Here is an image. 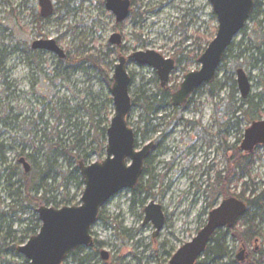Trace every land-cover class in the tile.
<instances>
[{
    "label": "rangeland",
    "instance_id": "374dc122",
    "mask_svg": "<svg viewBox=\"0 0 264 264\" xmlns=\"http://www.w3.org/2000/svg\"><path fill=\"white\" fill-rule=\"evenodd\" d=\"M103 1L58 0L60 13L49 24L44 23L40 28L36 19V15H40L38 0H0V98L3 96L6 99V104L13 110L14 116H20L19 121L29 118V124L43 115L44 121L53 125L56 117L51 112V101L54 104H68L74 109L83 99V103L89 105L90 92L100 97V103L112 100L114 68L120 56L126 58L127 71L132 81L130 97L132 101L138 100L128 118L129 127L138 133L136 149L142 150L149 142L160 141L161 138L164 140H161L160 148L146 160L139 184L133 189L120 191L102 208L99 215L101 219L92 228L97 244L92 248H81V251L69 257L64 264H170L178 250L192 242L206 225L209 212L217 208L224 199L237 198L242 192V184L237 188L231 186L226 196L225 190L217 186L216 175L220 172L222 178L229 176L238 153L246 156L240 151L245 131L253 122L264 120V104H259L258 101L254 102L253 118L250 121L243 116L233 120L226 115L228 107L232 108L229 105L232 95L236 107L247 109L237 85L234 90L227 85L230 79L236 81L238 69H243L248 75L250 73L253 95L259 96L263 91L259 84L261 79H264L260 55L251 50L247 52L259 44L261 29L255 33L257 26L249 23L247 36L241 34L234 39L231 51L226 54L218 70L213 96L209 93L211 86L208 85L201 95L192 97L193 102L187 110L165 105L161 111L159 102L162 97L159 90H178L187 74L200 69L198 59L216 38L218 22L210 1L135 0L133 11L136 12L137 18L134 20L132 15L120 25V29H116L114 15L106 10L105 6H97L98 3L103 4ZM258 1L262 11L260 19L263 21L264 0ZM114 33L122 36V46L110 44ZM41 34L46 38L57 39L60 49L70 59L79 60L94 56L99 67L86 63L83 69H89L88 74L74 72L67 65V59L61 60L60 56L54 57L53 61L42 56L40 68L35 64L30 66L23 50H32L33 41ZM147 51L158 53L165 59L175 60V71L165 89L161 88L158 75L152 68L139 66L130 59L136 52ZM181 57H187L189 60L179 64ZM240 65L245 66V69ZM59 69H69L68 82H60L55 78ZM98 69H103L104 72ZM53 78L57 85L54 98L51 95ZM108 80L112 81L111 85ZM8 84L15 86L13 97L5 93ZM32 85L33 95L22 98L20 93H26ZM39 89L42 90V95L36 97L35 92ZM144 103L160 110L149 116L141 107ZM45 106L47 108L44 110ZM108 110L111 121L114 116L113 101L108 105ZM165 115L168 117L163 118ZM88 116V109L75 112V119L81 124L82 135H87L91 130ZM176 120L181 121L177 123ZM186 122L201 123V127L213 136L211 149L206 147L204 140L197 142L193 150L190 149L195 131L194 127ZM61 128H58V131ZM152 130L154 132H151ZM34 131L39 134L41 127ZM24 133L23 131L22 134ZM69 137L70 134L66 131L62 139ZM1 139L6 142L7 147L12 144V137L8 133ZM21 146L16 143L14 150L7 148V168L16 166L18 149ZM38 147H42V144H38ZM84 148L90 155L86 162H82L86 166L105 160L106 152L101 153L98 145L90 139ZM205 152L209 167L202 171L196 170ZM253 154V171L245 182L253 181L258 194L264 189V147L256 148ZM38 163L41 164V160ZM126 163L131 164L130 160ZM60 164L63 165V172H72L71 180L63 184L61 191L57 190L51 194L57 197L58 207L54 204L48 207H78L81 205L84 191L80 170L75 172L74 162L72 167L65 166L62 161ZM31 166V169H34V166ZM202 181L205 182L206 191H210L212 186L217 195V204L209 210L210 192H205L203 197L196 194V188ZM12 194L13 190L1 180L0 264H30L18 249L38 234L39 231L35 235L32 229L37 224L41 227L37 213L41 206L34 208L24 204L23 211L17 208V212H12ZM250 197L253 198V195L250 189H247L246 198ZM151 203L160 206L165 216V226L156 238L153 237V223H145V209ZM256 225H259L264 235V221H258ZM8 228L12 229V232L9 239L4 241ZM225 230L223 229L224 233ZM254 243L250 245L251 251L254 250ZM226 244L230 257L224 264H234L243 241L228 235ZM261 247L263 249L264 244H261ZM249 249L247 248V251ZM104 253L108 255L106 261L102 259ZM81 259L86 260L82 262ZM204 260L203 255L199 261Z\"/></svg>",
    "mask_w": 264,
    "mask_h": 264
},
{
    "label": "water",
    "instance_id": "95a60500",
    "mask_svg": "<svg viewBox=\"0 0 264 264\" xmlns=\"http://www.w3.org/2000/svg\"><path fill=\"white\" fill-rule=\"evenodd\" d=\"M219 24L216 38L198 59L200 69L184 77L178 91L171 98L174 107L185 105L191 94L203 85L214 82L222 60L234 39L245 28L252 11L254 0H209ZM43 18L52 16L54 8L50 0H39ZM106 8L116 17V23L125 22L130 16V0H107ZM41 48L56 52L61 59L63 51L53 47L52 41ZM110 43L122 45V36L113 34ZM34 43V49L40 48ZM52 46V47H51ZM132 59L142 67L156 71L161 87L168 84L175 70V60L165 59L153 51L136 52ZM111 88L114 116L107 129L106 158L102 162L86 166L80 163V173L84 184L81 205L62 209L41 206L38 219L41 223L39 233L18 249L30 264H64L68 257L80 248L94 245L92 228L98 221L102 208L120 191L133 189L138 185L144 161L151 151V144L136 150V136L128 125L133 110L130 97L131 77L127 71V59L120 56L115 65ZM237 85L242 99H247L252 91L249 78L242 69L237 71ZM257 146H264V120L253 122L245 131L241 149L251 154ZM131 164L127 165L126 161ZM25 173H30L31 165L20 159ZM247 205L234 197L224 199L218 208L212 210L204 228L192 242L186 244L173 256L170 264H197L218 230L233 227L245 215ZM145 223L152 222L155 227L154 238L158 237L165 226L162 208L151 203L146 209ZM102 259H108L104 253ZM237 261L245 263V250H240Z\"/></svg>",
    "mask_w": 264,
    "mask_h": 264
},
{
    "label": "trees",
    "instance_id": "16d2710c",
    "mask_svg": "<svg viewBox=\"0 0 264 264\" xmlns=\"http://www.w3.org/2000/svg\"><path fill=\"white\" fill-rule=\"evenodd\" d=\"M132 15L135 20L137 18L136 12L134 11ZM257 47L259 51L260 44H258ZM257 50H253V53H258ZM251 51L247 50V52ZM182 54L183 52H181V55ZM195 59H197V56ZM187 60H189V58L181 57L179 64ZM66 63L68 66L77 68L72 69L74 72H82L85 74L89 73V69H83L86 63L91 64L92 67H99L98 60L94 56L79 60L67 58ZM68 70L69 69H59L57 79H59L60 82L69 81ZM98 70L104 72L103 69ZM108 81L111 85L112 81ZM227 85L234 90L236 83L233 81ZM5 88L6 93L7 86ZM174 92L175 89L173 88L167 89L166 91L159 90L162 97V101L159 103L162 108H164L165 105H170L169 98ZM0 95L2 94L0 93ZM232 96H230L229 104L232 106V108L230 107L232 119L237 120L239 116H243L248 121L252 120L254 102L258 101L257 98L254 97L249 103L243 101L245 104L244 106L247 107L245 110L244 107H236V104H233ZM88 97L90 100L89 105L84 104L83 99L81 100L82 103L77 104L74 109L70 108L68 104H52L51 112L54 113L56 120L53 125H50L48 121H44L43 115L40 119L32 121L29 124L27 123L28 120H30L29 118L19 121L20 116H14L13 110L6 104V99L1 96L0 181L4 180L9 189L13 190V202L11 203L12 212H17V208L23 211L24 204H28L34 208H38L39 206L48 207L52 204L58 207L59 203L57 202V197L51 196V194L57 190L61 191L63 184L71 180L70 176L72 173L69 171L63 172V165L60 164V162L62 161L65 166L70 167H72V162H74V166H76L75 172L78 173V166L80 163L86 162L90 158V155L86 153L87 150L84 148L88 139H90L92 143L98 145L101 153L106 150L107 129L110 125L108 105L112 104V100L108 99L104 103H100V97L95 96L93 92H90ZM137 102L138 100L133 101V106L136 105ZM141 107L146 110L149 116L159 111V109H153L146 103L141 104ZM85 109H88L89 112L88 123L91 126V130H89L87 135H82L80 129L81 124L77 123L75 112ZM38 127H41V131L39 132L41 135L38 134V131H34ZM60 127L62 128L58 131ZM15 128L18 130H15ZM22 130L25 132L24 134H22ZM66 131H68L70 137L63 140L62 138ZM7 133L12 137V144L8 147L5 145L6 142L1 139ZM16 143L20 146L22 145L20 149H18V162L15 167L7 168L6 150L7 148H9V150H14L16 148ZM38 144H42V147H38ZM82 152L84 153L83 156L81 155ZM42 155L44 160H42ZM21 158H24L30 165L34 166V169H31L30 173H25L24 169L21 171L22 166L19 162ZM39 160H41V164L38 163ZM254 163V154L242 156L239 152L229 176L222 178V173L219 172L217 174V186L221 188V190H225L226 196H228L231 186L237 188L242 184V192L237 196V199L246 203L247 211L233 227L227 228L225 233L223 230H218L215 233L204 254L205 260L202 262L198 261L197 264H224V261L230 257L229 247L226 244L228 235H231L234 239L242 240L243 244L249 246V248H251L250 245L258 238H260L262 244H264V235H262L259 225H256L258 221H264V189L257 194L258 190L254 188L256 187L254 186V182H245V179L251 176ZM2 167L4 169H2ZM72 179L75 180L76 178ZM247 189H250L253 198H246ZM9 228L7 234H5L3 238L4 241L9 239V235L12 232V229ZM39 229L40 225L37 224L32 231L36 235ZM85 260L86 259H81L82 262ZM234 264L241 263L235 260ZM245 264H264V248L258 253L253 252L246 260Z\"/></svg>",
    "mask_w": 264,
    "mask_h": 264
},
{
    "label": "flooded vegetation",
    "instance_id": "af4514ba",
    "mask_svg": "<svg viewBox=\"0 0 264 264\" xmlns=\"http://www.w3.org/2000/svg\"><path fill=\"white\" fill-rule=\"evenodd\" d=\"M51 2H52V5H53V8H54V11H53V14H52V16H50V17H48V18H43L42 17V13H41V8H40V4H39V0H38V6H39V9H40V15H36V19H37V21H38V24H39V26H40V28L42 27V24H44V23H46V24H49L50 22H51V20L52 19H54V17L55 16H57L58 15V13H60V9H58V0H50ZM84 2L85 1H87V0H83ZM131 1V9H130V16H129V18L132 16V14H133V7H134V5H133V3H135V0H130ZM106 3H107V0H104L103 1V4H100V3H98L97 4V6H105L106 7ZM254 3H255V5H254V9H253V11H252V14H251V16H250V18H249V20H248V22H247V24H246V26H245V28L240 32V34L239 35H243V36H247V33L249 32V30L247 29V25L249 24V23H252L253 25H256L257 26V28L255 29V33H258V30L259 29H261V31L259 32V34H260V36H261V39L259 40V44H260V49H259V51L257 50V45L254 47V48H251V49H249V50H257L258 51V53H259V55H260V59H261V64L263 65V67H264V19H262L263 21H261V19H260V16L262 15V11H261V9H260V2L257 0H255L254 1ZM106 10H107V8H106ZM111 13V12H110ZM113 15V14H112ZM115 17V16H114ZM128 18V19H129ZM115 19H116V17H115ZM127 19V20H128ZM42 20V21H41ZM126 20V21H127ZM125 21V22H126ZM125 22H123V23H121V24H117L116 23V29H120V25H122V24H124ZM116 29H115V31H116ZM254 33V34H255ZM114 34H119V33H114ZM238 35V36H239ZM111 38H112V36H111ZM110 38V39H111ZM48 41H52V42H55V43H53V47L56 45V47H59V44H58V40L57 39H53V38H46L44 35H39V38L37 39V40H35V41H33V43H32V45H31V47H32V50H30V49H24L23 50V52L26 54V56H27V60H28V62L30 63V66H33L34 64H35V66H37V68H40L41 67V58H42V56H44L47 60L50 58V61H53V58L54 57H57V56H59L56 52H54V51H49V50H47V49H43V48H41V46L42 45H48L49 43H47ZM38 42H40V48H36V49H34V43H38ZM110 42V41H109ZM234 42V41H233ZM111 44V43H110ZM233 44V43H232ZM232 44H231V46H232ZM112 45V44H111ZM51 46V47H52ZM120 46H122V45H120ZM120 46H117V47H120ZM231 46L229 47V49L227 50V52H226V54L229 52V51H231L230 49H231ZM60 48V47H59ZM226 56V55H225ZM67 58H69L67 55H65V57L63 58V59H61V60H65V59H67ZM130 59H132V57L130 58ZM224 59V58H223ZM133 60V59H132ZM223 61V60H222ZM221 65H222V63H221ZM242 68H244L245 69V66H243V65H240ZM221 67V66H220ZM219 67V68H220ZM69 68H72V69H77L76 67H73V66H69ZM219 70V69H218ZM239 70V69H238ZM237 70V71H238ZM243 70V69H242ZM175 71V70H174ZM173 71V72H174ZM237 71H236V75H237ZM244 71V70H243ZM156 72V71H155ZM172 72V73H173ZM171 73V74H172ZM217 73H218V71H217ZM246 74V73H245ZM246 76L249 78V81H250V83H251V87H252V91H251V93H250V95L248 96V98L247 99H242V101H244V102H246V103H249V102H251L252 100H253V98L254 97H256L257 98V100H258V102H260L259 104H264V79L262 78L261 79V81H260V85L262 86V93L259 95V96H255V95H253V86H252V82H251V77H250V73H249V75L248 74H246ZM170 77H171V75H170ZM55 78H57V75H56V77ZM170 79V78H169ZM216 79H217V74H216V78H215V80H214V82L216 81ZM56 80V79H55ZM234 80L233 79H230V81L228 80V83H230V82H233ZM169 82V81H168ZM211 83V84H208V85H210L211 87H210V94L213 96L214 94H215V89H216V83ZM235 83H236V85H237V78H236V81H234ZM51 84H52V91H51V95H52V98H54L55 97V91H57V85H56V82H54V78H53V80H52V82H51ZM36 85H38V83H36ZM168 85V84H167ZM208 85H203V86H201L198 90H196L193 94H191L190 96H189V98L187 99V101H186V103H185V105H183V106H181V107H174V106H172V104H171V98H172V95L176 92V91H178V90H176L174 93H172L171 95H170V98H169V102H170V105H167V106H171L172 108H174V109H182V110H187L190 106H191V104H192V102H193V99H192V97L194 96V95H196V96H198V95H201V92L204 90V88L205 87H207ZM33 85L32 86H30V88H29V90L26 92V93H20L21 95H22V98H29V97H31L32 95H33ZM167 87V86H166ZM165 87V88H166ZM162 88V87H161ZM165 88H162V89H165ZM237 88H238V85H237ZM11 90H13V92L11 91ZM15 91H16V89H15V86H11V85H7V94L9 95V97H13L14 95H15ZM240 93V92H239ZM35 95H36V97L37 96H41L42 95V90L41 89H39L37 92H35ZM38 100V99H37ZM27 103H29V102H27ZM51 104H53V105H55L54 103H53V101H51ZM29 106V105H28ZM166 107V106H165ZM28 108V107H27ZM47 107L45 106V108H44V110L46 109ZM162 107H161V111H162ZM160 110V109H159ZM54 114V113H53ZM153 115V114H152ZM226 115H228L227 117L228 118H230V119H232V116L230 115V106L228 107V110H227V113H226ZM42 116V115H41ZM40 116V117H41ZM40 117H37V118H39L40 119ZM163 117V116H162ZM168 116L167 115H165L163 118H167ZM233 120H235V119H233ZM181 120H176L175 122H180ZM189 126H193L194 127V131H195V133H194V137L192 138V140H191V148L190 149H194V147H195V144L197 143V142H199L200 140H204L205 141V144H206V147H209L210 149H211V147H212V145H213V142H214V140H213V136L207 131V130H204L202 127H201V123L200 122H194V123H192V122H186ZM229 123H230V120H229ZM173 125V124H172ZM146 130H147V128H146ZM154 130V129H153ZM151 131V132H154V131ZM245 134V133H244ZM135 136H136V144H137V137H138V133H136L135 132ZM244 139V138H243ZM161 140L163 141L164 140V138H161L160 139V141H153V142H149L148 144H151L152 145V147H151V151H150V153H149V155L147 156V158L145 159V161H144V164H145V162H146V160L152 155V153H154V152H156L159 148H160V142H161ZM243 142V141H242ZM147 144V145H148ZM242 144V143H241ZM146 145V146H147ZM259 147H264V146H257L256 148H259ZM144 148V147H143ZM256 148L254 149V151L256 150ZM137 150V149H136ZM137 151H140V150H137ZM240 151H242L243 153H245L242 149H241V145H240ZM254 153V152H253ZM253 153H251V154H253ZM246 154V156H249V155H251V154H247V153H245ZM192 158V157H191ZM179 159H181V158H179ZM193 159V158H192ZM194 159H196V156L194 157ZM205 163H207L206 164V166H205ZM206 167L208 168L209 167V162H208V156H207V154H206V152H205V154L202 156V159L199 161V164H198V166H197V168H196V170H199V169H201V171H202V169H204V170H206ZM143 169H144V165H143ZM201 174H203V172H201ZM218 174V173H217ZM143 175V170H142V174H141V176ZM217 176V175H216ZM216 180H217V177H216ZM139 181H140V179H139ZM138 184H139V182H138ZM205 192L206 193H208V192H210V201H211V204L209 205V208H208V210L209 209H211V206H212V208H213V206L214 205H216L217 204V195L215 194V192H214V189H213V187L211 186L210 187V191H206V186H205V182H201L200 184H199V187L198 188H196V194H197V196H201V197H203L204 196V194H205ZM229 198V197H228ZM218 208V207H217ZM216 209V208H215ZM210 213V212H209ZM100 215V214H99ZM209 215V214H208ZM101 219V216H100V218L98 217V221ZM208 220V219H207ZM97 221V222H98ZM207 223V222H206ZM204 228V227H203ZM225 229H227V228H225ZM221 230H223V229H221ZM92 236H93V233H92ZM97 244V242L96 241H94V245L92 246V247H94L95 245ZM261 244H262V241H261V239L260 238H258V239H256L255 240V243H254V250L253 251H251L252 250V248H250L249 249V251H247V248H249V246H247V245H245V244H243L242 245V249H244L245 250V263H246V260L250 257V255L253 253V252H256V253H258L261 249H262V247H261ZM92 247H90V248H92ZM241 249V250H242ZM78 251H81V248L80 249H78V250H76L75 252H73L69 257H71V256H74V255H76L77 254V252ZM240 252V251H239ZM205 254V253H204ZM239 254V253H238ZM238 256V255H237ZM68 257V258H69ZM107 257H108V255H107ZM200 260V259H199ZM236 260H237V257H236ZM170 263V262H169ZM244 263V264H245Z\"/></svg>",
    "mask_w": 264,
    "mask_h": 264
},
{
    "label": "bare ground",
    "instance_id": "6f19581e",
    "mask_svg": "<svg viewBox=\"0 0 264 264\" xmlns=\"http://www.w3.org/2000/svg\"><path fill=\"white\" fill-rule=\"evenodd\" d=\"M21 165V164H20ZM22 166V165H21ZM79 167H80V165H79ZM22 168H23V166H22ZM24 169V168H23ZM80 170V169H79ZM25 171V170H24ZM39 209V208H38Z\"/></svg>",
    "mask_w": 264,
    "mask_h": 264
}]
</instances>
